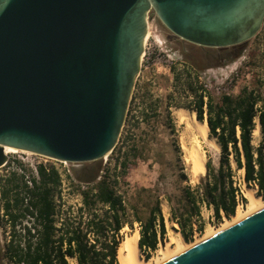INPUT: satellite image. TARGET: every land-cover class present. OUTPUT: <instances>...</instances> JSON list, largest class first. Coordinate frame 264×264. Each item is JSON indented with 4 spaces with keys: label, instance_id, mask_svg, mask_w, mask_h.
Wrapping results in <instances>:
<instances>
[{
    "label": "water",
    "instance_id": "95a60500",
    "mask_svg": "<svg viewBox=\"0 0 264 264\" xmlns=\"http://www.w3.org/2000/svg\"><path fill=\"white\" fill-rule=\"evenodd\" d=\"M154 14L230 48L261 32L264 0H0V168L6 147L73 164L111 154ZM165 264H264V208Z\"/></svg>",
    "mask_w": 264,
    "mask_h": 264
},
{
    "label": "trees",
    "instance_id": "16d2710c",
    "mask_svg": "<svg viewBox=\"0 0 264 264\" xmlns=\"http://www.w3.org/2000/svg\"><path fill=\"white\" fill-rule=\"evenodd\" d=\"M242 56L241 49H234L223 63ZM255 57L252 53L250 58ZM171 70L176 84L189 92L192 100L183 104L170 95L168 114L171 108L196 113L221 147L218 168L208 161L207 174L194 189L186 187L176 205L168 199L170 221L178 225L172 230L191 243L206 231L203 207L212 211L216 224H220L224 218L235 216L240 205L247 204L243 189L235 181L232 162L237 170L245 171L247 187L264 198V74L254 77L238 94L216 96L203 80V70L195 64L185 63L182 69L174 65ZM258 126L262 140L256 145L253 134ZM138 156L136 148L119 147L115 165L99 169L89 181L74 179L55 165L40 164L35 172L20 160H9L0 173V227L5 230L0 264H71V260L76 264H120L122 231L126 227L135 230V224L140 225V250L145 260H150L166 242L168 232L159 201L145 219L138 206L130 204L121 192L129 185L135 166L130 162ZM64 190L80 196L76 208L68 204Z\"/></svg>",
    "mask_w": 264,
    "mask_h": 264
},
{
    "label": "rangeland",
    "instance_id": "374dc122",
    "mask_svg": "<svg viewBox=\"0 0 264 264\" xmlns=\"http://www.w3.org/2000/svg\"><path fill=\"white\" fill-rule=\"evenodd\" d=\"M151 24L149 47L152 54H147L144 59L142 72L137 78L133 91L128 118L115 152H112L107 159L104 157L96 162L80 164L35 158L23 153L11 154L8 161L20 160L34 171L40 164L55 165L61 171H67V174L74 179L89 181L95 177L99 169L115 165L119 147L128 150L136 148L139 156L136 160H131L130 163L135 166L129 174V185H124L121 192L127 195L130 204L138 206L145 219L150 215L155 204L160 202L168 232L166 242L159 246L158 250H160L170 244L174 237H178L177 233H179L172 230L174 225L170 221L171 209L168 199L171 198L176 205L186 187L190 186L194 189L204 178L193 171L192 164L187 160V153L182 146L181 138L185 135L187 127L191 125L194 128L189 140L199 142L206 156V164L212 161L215 168H218L221 155V152L211 149L209 143L203 140L195 128L192 112L182 109L184 110L182 114L187 117L185 122H181L178 116L179 109L171 108V115L168 114L166 107L170 101V95H174L176 101L183 104L192 100L189 92H185L176 84L171 67L175 65L182 69L185 63H193L203 70V80L209 83L216 96H221L225 92L238 94L239 89L254 81V77L264 74V26L257 37L237 48L216 49L201 47L182 40L169 31L155 14ZM234 49H241L243 56L235 62L224 64L223 60L228 58ZM252 53H256L254 60L250 58ZM253 137L256 145L262 140L261 133L254 132ZM232 165L235 170V181L245 193L248 188L244 180L245 172L237 170L235 163L232 162ZM0 173H3V168H0ZM253 190L257 193L256 189ZM63 195L68 204L74 208L81 202L77 193L64 190ZM246 206L247 204L240 205L238 209ZM2 213L0 206V215ZM203 214L207 228L220 226L221 223L216 224L212 211L204 208ZM226 219L224 218V221ZM174 227L178 229V226ZM139 229L140 225L135 224L133 231H139ZM133 231L126 227L122 231V236L125 239ZM198 238L200 236L196 235L193 242ZM4 244L5 230L0 227V249L4 248ZM158 250L152 254L151 259L158 257ZM139 254L144 259L145 255L141 250ZM0 259H3L1 252ZM70 263L76 264L72 260ZM4 264L9 263L4 262Z\"/></svg>",
    "mask_w": 264,
    "mask_h": 264
},
{
    "label": "bare ground",
    "instance_id": "6f19581e",
    "mask_svg": "<svg viewBox=\"0 0 264 264\" xmlns=\"http://www.w3.org/2000/svg\"><path fill=\"white\" fill-rule=\"evenodd\" d=\"M151 37L150 32L148 33L146 40ZM184 110L179 109V118L181 122H185L186 118L185 114H182ZM185 113V112H184ZM193 121L195 122V127L203 140L209 143L211 149L221 152V147L217 143L216 139H213L209 136V127L207 123H202L197 119L196 113H192ZM193 129L191 125L187 127L186 132L184 133L183 137L181 138V143L184 150L187 153V160H189L192 164L193 171L196 174L204 176L207 174V166H206V159L205 154L202 152L201 146L199 142H190V137L193 134ZM255 133H260V126L256 129ZM190 139V140H189ZM189 143V145H188ZM17 153H25L31 155L32 153L20 151L15 148L6 147V154L9 157L11 154ZM110 156L107 155L106 159ZM245 172L244 170H241ZM245 197L248 200L247 206L245 208L237 209L236 215L233 216L231 219H226L223 223L220 224L219 227L210 226L206 228L205 233L200 236L195 242L188 243L184 241V238L180 233L178 237H174L172 242L168 244L166 247L158 250V257L154 259H150L146 261L140 257L139 251V240H140V232L138 230L133 231L131 234L127 235V237L121 243L119 250H118V259L120 264H165L180 255L190 251L191 249L197 247L198 245L212 239L213 237L219 235L226 229L234 226L235 224L239 223L240 221L246 219L247 217L251 216L252 214L256 213L257 211L264 208V198L258 197L256 192L251 189L247 188L245 192ZM177 226V225H176Z\"/></svg>",
    "mask_w": 264,
    "mask_h": 264
},
{
    "label": "built area",
    "instance_id": "2783aa9c",
    "mask_svg": "<svg viewBox=\"0 0 264 264\" xmlns=\"http://www.w3.org/2000/svg\"><path fill=\"white\" fill-rule=\"evenodd\" d=\"M151 30H152V24H151V20H149L148 21V33L150 32V35H151ZM150 43H151V37L148 39V40H146L145 41V48H144V53H143V56H142V65H141V72H142V69H143V66H144V59H145V57H146V55L147 54H149V55H151L152 53L150 52V50H151V47H149V45H150ZM152 50H156V49H152ZM152 52H154V51H152ZM139 76H140V74H139ZM138 76V77H139ZM130 105H131V103H130ZM129 110H130V107H129ZM128 113H129V111H128ZM127 118H128V115H127ZM127 118H126V121H127ZM125 124H126V122H125ZM124 127H125V125H124ZM23 154H25V153H23ZM30 156H33V157H35V158H44V159H48V158H46V157H43V156H39V155H36V154H31ZM61 163H66V162H61ZM205 207H203V209H204ZM153 254V253H152ZM144 259H145V256H144Z\"/></svg>",
    "mask_w": 264,
    "mask_h": 264
}]
</instances>
